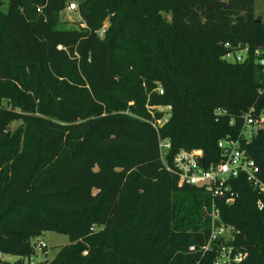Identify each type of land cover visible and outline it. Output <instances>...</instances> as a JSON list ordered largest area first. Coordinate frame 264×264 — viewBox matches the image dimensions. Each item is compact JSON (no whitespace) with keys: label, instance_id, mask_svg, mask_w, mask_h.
<instances>
[{"label":"trees","instance_id":"16d2710c","mask_svg":"<svg viewBox=\"0 0 264 264\" xmlns=\"http://www.w3.org/2000/svg\"><path fill=\"white\" fill-rule=\"evenodd\" d=\"M71 2L7 0L0 24V254L18 257L0 264H213L211 196L167 170L159 142L169 162L180 149L219 161V140L264 110L254 58L222 59L225 43L264 47L255 0H76L67 25ZM243 147L264 183V130ZM233 186L222 220L242 264H264L261 195ZM45 231L68 245L26 262Z\"/></svg>","mask_w":264,"mask_h":264},{"label":"built area","instance_id":"2783aa9c","mask_svg":"<svg viewBox=\"0 0 264 264\" xmlns=\"http://www.w3.org/2000/svg\"><path fill=\"white\" fill-rule=\"evenodd\" d=\"M77 3L71 2L67 11H76ZM105 32V27L99 31L100 36ZM61 46H59L60 48ZM226 51L222 59L228 62H242L253 57L255 63L260 67L263 75V85L259 93L264 92V47L254 50L238 43L232 45L225 43ZM167 110L170 107L166 108ZM168 120L164 115L158 120H152V125L158 131ZM232 123V122H231ZM264 130V110L257 111L251 107L242 115V131L238 138L221 139L218 142L221 158L219 161L206 163L202 149H180L171 159L167 161V154L171 148L168 138L160 139V157L167 170L179 178V181L189 185L203 188L211 196L210 210V234L203 246V250L214 251L213 264H242L247 253L233 244L234 236L232 228L222 220L218 203L231 205L235 202L238 192L233 186L234 179L246 177L252 186L258 190L261 198L257 202L259 209L264 208V183L259 177L260 168L257 162L246 153L244 144H249ZM204 158V163L200 162ZM194 247H191L193 249ZM2 255L0 254V257Z\"/></svg>","mask_w":264,"mask_h":264},{"label":"rangeland","instance_id":"374dc122","mask_svg":"<svg viewBox=\"0 0 264 264\" xmlns=\"http://www.w3.org/2000/svg\"><path fill=\"white\" fill-rule=\"evenodd\" d=\"M76 2V0H72ZM7 10V0H0V24L4 18V13ZM255 14L256 16H262L264 18V0H255ZM80 19V16L77 11H68L63 15V20L70 25L74 22H77ZM17 126V123L14 122L11 124V128ZM2 138L0 137V141ZM40 152V151H39ZM39 154V153H38ZM41 155L39 154V157ZM41 158H37V161ZM33 253L30 259H25L26 262L29 260L33 263L51 261L54 259L61 250L68 245L69 237L66 234L58 233L55 231H45L38 233L31 237L30 239ZM2 259L8 261H15L18 259L17 256L1 254Z\"/></svg>","mask_w":264,"mask_h":264},{"label":"water","instance_id":"95a60500","mask_svg":"<svg viewBox=\"0 0 264 264\" xmlns=\"http://www.w3.org/2000/svg\"><path fill=\"white\" fill-rule=\"evenodd\" d=\"M205 159L204 158H200V162L204 163Z\"/></svg>","mask_w":264,"mask_h":264}]
</instances>
